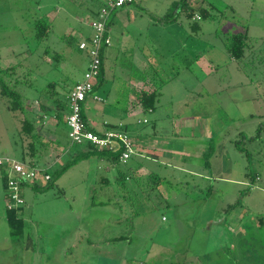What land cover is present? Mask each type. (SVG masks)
Instances as JSON below:
<instances>
[{
  "label": "rangeland",
  "instance_id": "obj_1",
  "mask_svg": "<svg viewBox=\"0 0 264 264\" xmlns=\"http://www.w3.org/2000/svg\"><path fill=\"white\" fill-rule=\"evenodd\" d=\"M176 1L134 0L108 20L96 93L143 157L114 166L91 158L47 190L25 186L20 237L7 222L0 169V264H264V0H190L197 17L212 14L200 19ZM95 2L0 0V65L21 63L31 113L52 104L37 98L49 82L83 80L89 56L78 46L92 35L88 9L105 1ZM38 19L51 24L43 41ZM238 33L247 36L240 61L226 48ZM135 84L161 89L155 111L134 108ZM15 115L0 95V154L11 144L8 155L20 157ZM68 132V155L59 160L54 146L48 159L52 176L86 151ZM119 174L127 177L116 183Z\"/></svg>",
  "mask_w": 264,
  "mask_h": 264
},
{
  "label": "trees",
  "instance_id": "obj_2",
  "mask_svg": "<svg viewBox=\"0 0 264 264\" xmlns=\"http://www.w3.org/2000/svg\"><path fill=\"white\" fill-rule=\"evenodd\" d=\"M83 1L84 0H82V2ZM95 1L97 0H90V3L92 2L94 6V4L96 3ZM104 4H105L104 2L103 3L99 2V9H93V7L89 8L88 11L90 13V16H92V18L97 17L100 9L104 6ZM190 4H191L190 0H179L172 3V6L177 8L178 11H180L181 10L180 8H182V10L186 12L188 18L194 19L197 17V14L195 10L190 6ZM207 16L211 17L212 14L206 9H201V14L197 18L198 19L203 17L206 18ZM175 19L176 18H174V20ZM34 26H35L36 38L40 41H43L48 35L49 30L51 29V24L46 19H38L34 23ZM108 28H109V23H108ZM87 38L89 39V37ZM246 47H247V36L241 33L232 35L226 44L227 51L231 55L232 59L236 61H240L244 57ZM104 48L106 47H103V49L101 50L100 75L98 77L96 85L94 86L93 92H96L98 90L101 83L105 79V68H104L105 66H104V56H103ZM57 57L60 58L59 56ZM20 65L21 63L0 65V95L1 97H4L8 100L9 109L13 114L20 113L22 116L19 118V116L15 115V117L19 119L21 124L18 130L19 139L17 140V142L21 144V147L18 146L19 151L21 152V157L19 160L30 168L38 167L47 170L48 168L46 167L49 165L47 155L50 151L53 150L54 145L57 146L61 145V140L49 139L48 141H44V138L41 135L43 129L42 123L44 122L45 117H51L56 120L57 122L56 125L57 127H60V129L64 126H67L65 120L66 115L69 113L67 96L73 88L72 86L68 88H61L56 83L49 82L46 87L38 91L37 98L38 100L41 98H45L47 103L49 101H52L56 106L52 108L43 104L40 107L41 112L38 114L39 117H36V115H34L29 111L27 105L29 102V96L27 95V92L24 90V88L20 87V85L22 84V85H27L30 88V86H33V83L31 80H29V83L25 81L26 78L24 73L19 74L20 72L18 71V69ZM28 69L26 68V71L24 72L26 73L27 76L29 75L31 76V74L28 73L31 70ZM160 90L161 89L159 88H155V85L151 91L141 90V89L133 90L132 93L136 101V103L134 104V108L139 106L145 111H151V112L155 111L160 96L159 93ZM83 119L87 123L89 129L96 131L95 129L89 126L84 112H83ZM109 129L110 130L122 129L123 131L128 132L126 130V125H121V124L107 125L105 130H109ZM14 144L17 145L16 142ZM85 147H86L85 152L81 154H77L74 157L72 156V159H70L62 167L61 170L55 173V176L54 175L52 176L50 174L51 179L47 183H45L44 186H42L43 184L41 185L39 182H33V183L23 182L22 192L25 186H31L35 190H43V191L47 190L48 188L52 187L55 177L62 176L71 166L78 164L82 161L89 160L91 158H96L100 161H105L106 163H109L110 165L113 166L118 165L119 163H123L120 160L122 149H119L117 151H108V150H98L90 145H87ZM135 156L141 157L139 151L138 154ZM130 160H128L126 163H128ZM2 171L6 173L8 177L6 170L2 169ZM126 177L127 176L125 174H119V176L116 178V183L121 182L122 179H125ZM158 184L160 185V182L157 181V185ZM5 187L8 190L7 182L5 183ZM22 207L23 205L14 208L12 210H9L6 206L7 208L6 217H7V222L12 229L11 231L12 237H20L24 233V221L23 218H21Z\"/></svg>",
  "mask_w": 264,
  "mask_h": 264
},
{
  "label": "built area",
  "instance_id": "obj_3",
  "mask_svg": "<svg viewBox=\"0 0 264 264\" xmlns=\"http://www.w3.org/2000/svg\"><path fill=\"white\" fill-rule=\"evenodd\" d=\"M134 0H106L95 18L90 19L92 35L82 39L79 49L87 51L89 64L84 78L78 82L67 96L69 113L65 120L69 128V138L75 145L93 146L98 150L117 151L122 149L120 160L126 163L138 154L136 144L128 132L122 129L97 132L89 129L83 119V110L88 97L93 93L101 68V50L110 47L112 39L109 34L108 20L110 15ZM0 169L8 174V194L6 206L9 210L25 204L22 194L23 182L45 184L51 179L50 173L42 168H30L13 158L0 155Z\"/></svg>",
  "mask_w": 264,
  "mask_h": 264
},
{
  "label": "crops",
  "instance_id": "obj_4",
  "mask_svg": "<svg viewBox=\"0 0 264 264\" xmlns=\"http://www.w3.org/2000/svg\"><path fill=\"white\" fill-rule=\"evenodd\" d=\"M104 1H106V0H104ZM105 3V2H104ZM109 34H110V36L112 37V35H111V33H110V30H109ZM148 80V79H147ZM147 80H143V79H141V80H139V81H147ZM81 81V80H80ZM80 81H78V82H80ZM78 82H76L75 84H73L72 85V88L78 83ZM134 87H135V89H138L139 90V88H138V86L135 84L134 85ZM135 89H133L132 88V90H131V93H130V95H129V101L132 103V101L135 99V97L133 96V90H135ZM97 92V91H96ZM96 92H93L89 97H88V99H87V101H86V104H85V106H84V110H83V112H84V114H85V116H86V118H87V122H88V124H89V126L91 127V128H93V129H95L97 132H102V131H104L105 129H106V126L107 125H110V124H113L114 125V123L110 120V119H112V117L111 116H109V115H107V106H105V105H101L100 104V102L102 103L103 102V99H102V97H100V95L99 94H97ZM38 101V100H37ZM54 102H52V104H53ZM49 105L50 107H52V108H54L55 107V104H54V106L53 105ZM139 107V106H138ZM137 107V108H138ZM129 113H130V111H129ZM15 115V114H14ZM34 115H36V117H39V115L38 114H34ZM68 115V114H67ZM66 115V116H67ZM15 117V116H14ZM16 118V117H15ZM66 118V117H65ZM56 120L55 119H53V118H51V117H45L44 118V122L42 123L43 124V129H42V133H43V135H42V133H41V135L43 136V138L44 139H46V141H48L49 139H59V140H61V138H60V131H61V129H60V127H57V125H56ZM41 124V125H42ZM117 124H121V125H126V122L124 121V119H122V121H119V123H117ZM66 127H68V126H66ZM69 129V128H68ZM68 134H69V132H68ZM62 141V140H61ZM54 146H57V145H54ZM54 146H53V150L51 151V154H49L48 153V155H47V158L49 159L50 157H52V153L54 152V151H56L55 149H54ZM10 147H11V150H12V152H15L13 149V146L10 144V146H8V147H6L4 150H3V152H2V154H0V155H4V154H6V155H4V156H7V157H10V158H13V159H15V160H17V161H19V162H21L19 159H20V157H17V156H15V157H12L11 155H8L9 154V151H10ZM57 148L58 149H60V150H62L63 152L61 153L60 152V154H61V156H60V158H58L59 160H61L62 158H63V155L65 154V155H68V152L66 151V149H64V147L62 148L61 147V145L60 146H57ZM139 149H140V147H139ZM139 154H140V156L141 157H143V152H142V150H139ZM14 155V154H13ZM104 163H106L105 161H103ZM109 166H111L109 163H107ZM47 168V167H46ZM6 174V173H5ZM41 185H42V183H41ZM45 184H43L42 186H44ZM7 197V196H6ZM7 201V200H6ZM25 205V204H24ZM6 207V206H5ZM6 211H7V208H6Z\"/></svg>",
  "mask_w": 264,
  "mask_h": 264
}]
</instances>
